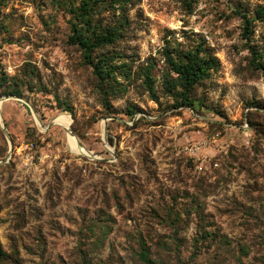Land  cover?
Returning a JSON list of instances; mask_svg holds the SVG:
<instances>
[{
  "label": "rangeland",
  "instance_id": "obj_1",
  "mask_svg": "<svg viewBox=\"0 0 264 264\" xmlns=\"http://www.w3.org/2000/svg\"><path fill=\"white\" fill-rule=\"evenodd\" d=\"M95 1L0 0V264H264V0ZM74 26L117 39L90 63ZM197 46L188 106L166 53Z\"/></svg>",
  "mask_w": 264,
  "mask_h": 264
},
{
  "label": "trees",
  "instance_id": "obj_2",
  "mask_svg": "<svg viewBox=\"0 0 264 264\" xmlns=\"http://www.w3.org/2000/svg\"><path fill=\"white\" fill-rule=\"evenodd\" d=\"M129 1L131 0H114V3L126 5ZM94 2L96 1L80 0L78 16L86 24L91 22ZM244 18L246 19L245 28L249 30V25H251L252 21L246 15H244ZM73 29L74 32L70 36V40L84 48L85 59L90 63H92L91 55L94 48L106 46L117 39L115 30H108L106 33L88 37V35L85 36L84 33L80 32L77 26H74ZM166 61L169 73L163 79L164 88L169 93L178 92L181 104L195 106L193 93L196 86L210 76L212 70H215L219 65V60L211 53H206L203 46H197L175 56L172 52H167ZM95 72L102 81H105L114 76L115 73L117 74V72H122L123 74L126 69H124L123 65L117 63H109L107 66L95 64ZM146 82L153 93L154 83L151 71L147 72ZM143 257L147 260V255H143Z\"/></svg>",
  "mask_w": 264,
  "mask_h": 264
},
{
  "label": "bare ground",
  "instance_id": "obj_3",
  "mask_svg": "<svg viewBox=\"0 0 264 264\" xmlns=\"http://www.w3.org/2000/svg\"><path fill=\"white\" fill-rule=\"evenodd\" d=\"M7 100V99H6ZM5 98L0 100V112H1V109H2V104L6 101ZM0 118H1V114H0ZM55 123L57 124H61L62 126L66 127L68 129V127L70 126L71 124V120L69 118L68 115L66 114H60L59 116L56 117V119L54 120ZM106 132V131H105ZM70 134V136L72 137V139L74 140H71L70 139V147L71 149L74 151V152H78L80 153L81 151H83V147L79 145L78 143V140L76 139L75 135L68 132ZM70 137V138H71Z\"/></svg>",
  "mask_w": 264,
  "mask_h": 264
},
{
  "label": "water",
  "instance_id": "obj_4",
  "mask_svg": "<svg viewBox=\"0 0 264 264\" xmlns=\"http://www.w3.org/2000/svg\"><path fill=\"white\" fill-rule=\"evenodd\" d=\"M70 133H72L73 134V132L71 131V129H70V126L68 127V129H67ZM78 143H79V145L80 146H82V143L78 140ZM83 147V146H82ZM7 160L6 159H4V160H2V161H0V163H4V162H6Z\"/></svg>",
  "mask_w": 264,
  "mask_h": 264
}]
</instances>
